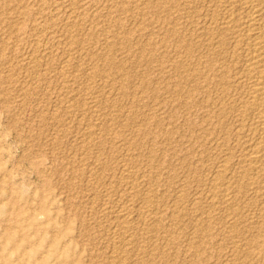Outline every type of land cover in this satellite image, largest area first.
Instances as JSON below:
<instances>
[{
	"label": "rangeland",
	"instance_id": "374dc122",
	"mask_svg": "<svg viewBox=\"0 0 264 264\" xmlns=\"http://www.w3.org/2000/svg\"><path fill=\"white\" fill-rule=\"evenodd\" d=\"M253 1L0 0V264H264Z\"/></svg>",
	"mask_w": 264,
	"mask_h": 264
},
{
	"label": "bare ground",
	"instance_id": "6f19581e",
	"mask_svg": "<svg viewBox=\"0 0 264 264\" xmlns=\"http://www.w3.org/2000/svg\"><path fill=\"white\" fill-rule=\"evenodd\" d=\"M250 1V3L253 1V0H249ZM256 1V0H255ZM110 2V1H109ZM162 2V1H161ZM170 2V1H169ZM125 3V2H124ZM152 3V2H151ZM157 3V2H156ZM236 3V2H235ZM253 3H254V1H253ZM170 4V3H169ZM174 4V3H173ZM261 4V3H260ZM228 5V4H227ZM237 5V4H236ZM248 5V4H247ZM257 5V4H256ZM262 5V4H261ZM160 6V5H159ZM165 6H166V4H165ZM253 6V5H252ZM251 6V7H252ZM125 7V6H124ZM178 7V6H177ZM24 8V7H23ZM148 8V7H147ZM152 8V7H151ZM162 8V7H161ZM216 8V7H215ZM132 9V8H131ZM229 9V8H228ZM123 10V9H122ZM151 10V9H150ZM155 10V9H154ZM161 10V9H160ZM172 10V9H171ZM184 10V9H183ZM222 10V9H221ZM254 10V9H253ZM144 11V10H143ZM173 11V10H172ZM189 11V10H188ZM217 11V10H216ZM225 11V10H224ZM167 12V11H166ZM179 12V11H178ZM231 13V12H230ZM164 14V13H163ZM190 15V14H189ZM163 16V15H162ZM172 16V15H171ZM157 17V16H156ZM161 17V16H160ZM227 17V16H226ZM225 17V18H226ZM255 17V16H254ZM234 16L232 17V18H226L225 20H224V22H223V25H222V29H225L226 31L227 30H229V31H231L232 29H233V26L235 27V25H234V23H235V21H234ZM256 18V17H255ZM187 19V18H186ZM224 19V18H223ZM54 20V19H53ZM178 20V19H177ZM180 20V19H179ZM254 20V19H253ZM85 21V20H84ZM256 21V20H255ZM216 22V21H215ZM257 22V21H256ZM255 22V23H256ZM83 24V23H82ZM163 24V23H162ZM244 24V23H243ZM75 25V24H74ZM77 25V24H76ZM220 25H221V22H220ZM251 25V24H250ZM253 25V24H252ZM80 26V25H79ZM21 27V26H20ZM76 27V26H75ZM220 27V26H219ZM217 28V27H216ZM236 28V27H235ZM76 29V28H75ZM239 29V28H238ZM78 31V30H77ZM240 31V30H239ZM250 32V31H249ZM256 32V31H255ZM225 33V32H224ZM228 33V32H227ZM232 33V32H231ZM253 34V33H252ZM79 35V34H78ZM77 35V36H78ZM225 35H226V33H225ZM254 35V34H253ZM223 36V35H222ZM248 36V35H247ZM84 37V36H83ZM82 37V38H83ZM87 37V36H86ZM211 37V36H210ZM258 37V36H257ZM76 39V38H75ZM78 39V38H77ZM246 39V38H245ZM259 39V38H258ZM226 40V39H225ZM239 40V39H238ZM249 40H253V39H249ZM255 40H257V38L256 39H254L253 40V42L255 41ZM75 41V40H74ZM88 41V40H87ZM212 41V40H211ZM222 41V40H221ZM233 41V40H232ZM245 41H247V40H245ZM89 42V41H88ZM91 42V41H90ZM89 42V43H90ZM129 42V41H128ZM251 42V41H250ZM258 42V41H257ZM256 41H255V44H254V46L255 47H257V50L259 49V53H260V51H262V52H264V47H261L260 45H259V43H257ZM262 42V41H261ZM47 43V42H46ZM87 43V42H86ZM119 43V42H118ZM95 44V43H94ZM78 45V44H77ZM131 45V44H130ZM264 45V44H263ZM72 46V45H71ZM151 46V45H150ZM191 46V45H190ZM235 46V45H234ZM109 47H111V45L109 46ZM145 47V46H144ZM222 47H223V44H222ZM113 48V47H112ZM189 48V47H188ZM82 49V48H81ZM243 49V48H242ZM85 50V49H84ZM139 50V49H138ZM252 50V49H251ZM110 51V50H109ZM111 51H112V49H111ZM143 51H145V50H143ZM154 51V50H153ZM253 51V50H252ZM240 52V51H239ZM90 53V52H89ZM94 53V52H93ZM153 53V52H152ZM249 53V52H248ZM248 53H247V56H249L248 55ZM53 54V53H52ZM112 54V53H111ZM186 54V53H185ZM242 54V53H241ZM249 54H251V52L249 53ZM258 54V53H257ZM264 54V53H263ZM189 55V54H188ZM233 55V54H232ZM252 55H253V53H252ZM259 55H261V53L260 54H258V55H253V57H252V62H254V64H256L257 62H258V60H259ZM69 56V55H68ZM225 56V55H224ZM38 57V56H37ZM43 57V56H42ZM54 57V56H53ZM108 57V56H107ZM239 57V56H238ZM92 58V57H91ZM157 58V57H156ZM262 58H263V56H262ZM59 59V58H58ZM77 59V58H76ZM80 59V58H79ZM96 59V58H95ZM250 59V58H249ZM104 60V59H103ZM215 60V59H214ZM247 60V59H246ZM75 61V60H74ZM228 61V60H227ZM88 62V61H87ZM219 62V61H218ZM249 62V61H248ZM250 62H251V59H250ZM251 62V63H252ZM256 62V63H255ZM262 62V61H261ZM73 63V62H72ZM251 63H249L250 65H248V66H251L252 64ZM242 64V63H241ZM247 64V63H246ZM47 65V64H46ZM258 65V63L256 64V66ZM262 65V64H261ZM264 65V64H263ZM48 66V65H47ZM85 66V65H84ZM107 66V65H106ZM203 66V65H202ZM209 66V65H208ZM211 66H213V65H211ZM247 66V67H248ZM252 67V66H251ZM251 67H249V68H251ZM191 68V67H190ZM123 69V68H122ZM207 69V68H206ZM205 69V70H206ZM252 69V68H251ZM258 69V68H257ZM86 70V69H85ZM92 70V69H91ZM182 70H183V68H182ZM264 70V69H263ZM102 71V70H101ZM119 71H120V69H119ZM250 71V70H249ZM252 71H255V69L253 68V70ZM85 72V71H84ZM107 72V71H106ZM183 72V71H182ZM246 72V71H245ZM97 73V72H96ZM249 73V72H248ZM250 73H252V72H250ZM62 74H64V73H62ZM79 74V73H78ZM99 74V73H98ZM108 74V73H107ZM156 74V73H155ZM190 74V73H189ZM254 73H252L251 74V77H250V79H247L248 80V82H249V80H250V82H249V88L246 90L247 91V93H246V101H245V105H244V113L245 114H248V113H250V114H252V116H253V118L256 120V122H257V125H256V123L255 124H251L250 126L248 125V126H245V125H243V127H246L245 128V130H247L249 133L251 132H255V134H256V132H258L259 133V135H260V138L258 139V142H257V144H255V146L253 147V150L251 151V153L247 156V162H249V164L254 168V167H256V165H258L262 160H264V159H262V157L264 156V71H260L259 73H255V75H253ZM41 75V74H40ZM95 75V74H94ZM247 75V74H246ZM62 76V75H61ZM78 76V75H77ZM90 76V75H89ZM97 76V75H96ZM122 76V75H121ZM182 76V75H181ZM205 76V75H204ZM249 77V76H248ZM195 78V77H194ZM64 79V78H63ZM203 79V78H202ZM41 80V79H40ZM115 80V79H114ZM117 80V79H116ZM199 80V79H198ZM209 80V79H208ZM122 81V80H121ZM126 81V80H125ZM204 81V80H203ZM37 82V81H36ZM75 82V81H74ZM197 82V81H196ZM224 82V81H223ZM247 82V83H248ZM126 83V82H125ZM222 83V82H221ZM93 84V83H92ZM230 84V83H229ZM207 85V84H206ZM246 85V84H245ZM69 86V85H68ZM119 86V85H118ZM225 86V85H224ZM74 87V86H73ZM72 88V87H71ZM228 88V87H227ZM65 90V89H64ZM90 90V89H89ZM134 92V91H133ZM62 93V92H61ZM124 94V93H123ZM122 94V95H123ZM126 94H128V93H126ZM81 95V94H80ZM112 95V94H111ZM87 96H88V94H87ZM128 96V95H127ZM217 96V95H216ZM230 96V95H229ZM123 97V96H122ZM121 97V98H122ZM227 99V98H226ZM229 99V98H228ZM224 100V99H223ZM90 101V100H89ZM229 102V101H228ZM77 103V102H76ZM90 103V102H89ZM224 103V102H223ZM227 103V102H226ZM84 104V103H83ZM243 104V103H242ZM90 105V104H89ZM100 105V104H99ZM87 106V105H86ZM102 106V105H101ZM92 107V106H91ZM96 107V106H95ZM113 107V106H112ZM71 108V107H70ZM87 108H90V107H87ZM114 108V107H113ZM77 109V108H76ZM121 109V108H120ZM227 109V108H226ZM75 110V109H74ZM108 110V109H107ZM225 111V110H224ZM54 113V112H53ZM59 113V112H58ZM111 113V112H110ZM76 114V113H75ZM241 114H243V113H241ZM244 114V115H245ZM112 115V114H111ZM147 115V114H146ZM145 115V116H146ZM238 115H240V114H238ZM55 116H57V115H55ZM66 116V115H65ZM79 116V115H78ZM104 116V115H103ZM106 116V115H105ZM113 116V115H112ZM101 117V116H100ZM66 118V117H65ZM70 118V117H69ZM222 118V117H221ZM239 118V117H238ZM247 118V117H246ZM61 119H62V117H61ZM146 119V118H145ZM58 120V119H57ZM97 120V119H96ZM244 120V119H243ZM59 121V120H58ZM102 121H104V120H102ZM113 121V120H112ZM249 121V120H248ZM55 122V121H54ZM84 122V121H83ZM222 122V121H221ZM243 122V121H242ZM247 122V121H246ZM63 123V122H62ZM98 123H99V121H98ZM117 123V122H116ZM143 123V122H142ZM141 123V124H142ZM89 124V123H88ZM93 124V123H92ZM248 124V123H247ZM112 125V124H111ZM111 125H110V127H111ZM237 125V124H236ZM108 126V125H107ZM98 128V127H97ZM104 128V127H103ZM122 128V127H121ZM110 130V129H109ZM244 129L242 128V131H243ZM87 132V131H86ZM101 132V131H100ZM117 132V131H116ZM211 132V131H210ZM93 133V132H92ZM107 133H108V131H107ZM131 133V132H130ZM245 133V132H244ZM112 134V133H111ZM114 134V133H113ZM91 135V137L93 136V135H96V134H90ZM99 136V135H98ZM104 136V135H103ZM108 136V135H107ZM117 136V135H116ZM125 136V135H124ZM89 137V136H88ZM94 137H96V136H94ZM242 137V136H241ZM125 138V137H124ZM86 139V138H85ZM114 140V139H113ZM84 141V140H83ZM86 141V140H85ZM99 142V141H98ZM98 142H97V144H98ZM138 143V142H137ZM256 143V142H255ZM94 144V143H93ZM249 144H251V143H249ZM253 144V143H252ZM87 145V144H86ZM99 145V144H98ZM126 145H128L127 143H126ZM136 145V144H135ZM117 146V145H116ZM223 146V145H222ZM121 147V146H120ZM135 147V146H134ZM252 147V146H251ZM250 147V148H251ZM116 148V147H115ZM128 148V147H127ZM138 148V147H137ZM125 149V148H124ZM132 151V150H131ZM247 153V152H246ZM131 154H132V152H131ZM128 157V156H127ZM90 159V158H89ZM88 159V160H89ZM242 159V158H241ZM84 161V160H83ZM86 161V160H85ZM99 161V160H98ZM143 161V160H142ZM94 162V161H93ZM243 162V161H242ZM126 163V162H125ZM132 163V162H131ZM85 164V163H84ZM104 164V163H103ZM94 165V164H93ZM260 165V164H259ZM227 166V165H226ZM247 166V165H246ZM250 166V167H251ZM261 166V165H260ZM122 167V166H121ZM120 167V168H121ZM125 167H126V165H125ZM219 167V166H218ZM223 167H224V165H223ZM129 168V167H128ZM132 168V167H131ZM222 168V167H221ZM260 168V167H259ZM258 168V169H259ZM102 169V168H101ZM127 169V168H126ZM128 170V169H127ZM154 170V169H153ZM222 170H223V168H222ZM221 170V171H222ZM93 171V170H92ZM131 171V170H130ZM136 171V170H135ZM224 171V170H223ZM245 171V170H244ZM126 173V172H125ZM128 173V172H127ZM255 174V173H254ZM222 175V174H221ZM234 175V174H233ZM92 176H94V175H92ZM110 176V175H109ZM127 176V175H126ZM241 176H243V175H241ZM217 177H218V175H217ZM104 178V177H103ZM118 178V177H117ZM216 178V177H215ZM102 179V178H101ZM119 179H120V177H119ZM226 179V178H225ZM232 179H233V177H232ZM129 180V179H128ZM219 180V179H218ZM117 181H118V179H117ZM134 181H136V180H134ZM246 181V180H245ZM121 182V181H120ZM132 182V181H131ZM141 182V181H140ZM238 182V181H237ZM136 183V182H135ZM138 183V182H137ZM224 183V182H223ZM115 184V183H114ZM117 184V183H116ZM121 184V183H120ZM131 184V183H130ZM147 184V183H146ZM221 184V183H220ZM239 184V183H238ZM104 185V184H103ZM142 185V184H141ZM252 185V184H251ZM138 185H134V188H136ZM236 186V185H235ZM117 187H119V186H117ZM149 187V186H148ZM233 187L234 186H232V184L229 182V183H226V184H224L223 185V188L221 189L222 190V193H224V195L225 196H227L228 197V195H230L229 193H232L233 194V191L232 190H234L235 191V189H233ZM104 188V187H103ZM252 189V188H251ZM133 190V189H132ZM152 190V189H151ZM214 191H215V188L213 189ZM255 190V189H254ZM155 191V190H154ZM238 190H236V192H237ZM245 191V190H244ZM260 191V190H259ZM217 192H218V190H217ZM220 192V191H219ZM239 192V191H238ZM248 192V191H247ZM141 193V192H140ZM184 193V192H183ZM235 193V192H234ZM262 193V192H261ZM152 194V193H151ZM118 195V194H117ZM132 195V194H131ZM147 195V194H146ZM223 195V194H222ZM234 195V194H233ZM149 196V195H148ZM216 196V195H215ZM220 196H221V194H220ZM242 196V195H241ZM126 197V196H125ZM131 197V196H130ZM154 197V196H153ZM159 197V196H158ZM145 198H146V196H145ZM216 198V197H215ZM214 198V199H215ZM223 198V197H222ZM150 199V198H149ZM236 199V198H235ZM131 200V199H130ZM147 200V199H146ZM157 200H158V198H157ZM221 200V199H220ZM232 200V199H231ZM153 201V200H152ZM185 201V200H184ZM213 201V200H212ZM228 201V200H227ZM130 202H132V201H130ZM198 202V201H197ZM225 202V201H224ZM236 202H238V201H236ZM228 203V202H227ZM231 203V202H230ZM118 204V203H117ZM149 204V203H148ZM131 205V204H130ZM212 205H214V203L212 204ZM226 205V204H225ZM127 206V205H126ZM224 206V205H223ZM108 207V206H107ZM183 207H184V205H183ZM226 207V206H225ZM233 207H234V205H233ZM113 208V207H112ZM224 208V207H223ZM126 208H124V209H122L121 208V211L119 212V219H121L123 222V224L124 223H128V221H129V217H130V214H129V212L127 211V210H125ZM146 209V208H145ZM151 209V208H150ZM163 209V208H162ZM183 209V208H182ZM246 209V208H245ZM129 210V209H128ZM155 211V210H154ZM211 211V210H210ZM225 211V210H224ZM229 211V210H228ZM131 212V211H130ZM212 212V211H211ZM235 212V211H234ZM234 212H233V214H234ZM171 213V212H170ZM134 214V213H133ZM144 214V213H143ZM239 214V213H238ZM117 215V214H116ZM154 215V214H153ZM155 216V215H154ZM157 216V215H156ZM148 217V216H147ZM150 217V216H149ZM257 217V216H256ZM135 219V218H134ZM144 219V218H143ZM173 219V218H172ZM116 220V219H115ZM150 220H153V219H151L150 218ZM177 220V219H176ZM211 220V219H210ZM144 221V220H143ZM209 222V221H208ZM236 222V221H235ZM210 223H211V221H210ZM215 223V222H214ZM129 224V223H128ZM150 224V223H149ZM170 224V223H169ZM203 224V223H202ZM213 224V223H212ZM112 225V224H111ZM120 225V224H119ZM125 225V224H124ZM136 225V224H135ZM134 225V226H135ZM148 225V224H147ZM209 225V224H208ZM231 225V224H230ZM236 225V224H235ZM113 226V225H112ZM111 226V227H112ZM126 226V225H125ZM128 226V225H127ZM126 226V227H127ZM137 226V225H136ZM160 226V225H159ZM264 226V225H263ZM124 227V226H123ZM149 227V226H148ZM199 227V226H198ZM203 227V226H202ZM206 227V226H205ZM257 227V226H256ZM176 228V227H175ZM204 228V227H203ZM261 228V227H260ZM123 229V228H122ZM126 229V228H125ZM169 229V228H168ZM129 230V229H128ZM211 230V229H210ZM142 231V230H141ZM201 231V230H200ZM129 232V231H128ZM162 232V231H161ZM170 232V231H169ZM176 233V232H175ZM203 233V232H202ZM149 234V233H148ZM157 234V233H156ZM165 234V233H164ZM145 235V234H144ZM147 235V234H146ZM173 235V234H172ZM203 235H205V234H202V236ZM264 235V234H263ZM125 236V235H124ZM127 236V235H126ZM132 237V236H131ZM141 237V236H140ZM148 237V236H147ZM153 237V236H152ZM205 237V236H204ZM119 238V237H118ZM207 238V237H206ZM259 238V237H258ZM113 239V238H112ZM133 239V238H132ZM114 241V240H113ZM138 241V240H137ZM203 241V240H202ZM145 242V241H144ZM204 242V241H203ZM202 243V242H201ZM175 244V243H174ZM200 244V243H199ZM263 244V243H262ZM198 245V244H197ZM197 245H196V247H197ZM174 246V245H173ZM117 247V246H116ZM134 247V246H133ZM195 247V246H194ZM193 247V248H194ZM202 247V246H201ZM249 247V246H248ZM130 249V248H129ZM136 249V248H135ZM156 249V248H155ZM116 250V249H115ZM114 250V251H115ZM123 250V249H122ZM125 250V249H124ZM190 250V249H189ZM200 250V249H199ZM118 251V250H117ZM162 251V250H161ZM189 252V251H188ZM144 253V252H143ZM142 253V254H143ZM116 254V253H115ZM243 254V253H242ZM146 255V254H145ZM144 255V256H145ZM148 255V254H147ZM165 255V254H164ZM171 255V254H170ZM120 256V255H119ZM123 257L124 256H126V255H122ZM113 257V256H112ZM252 257V256H251ZM119 258V257H118ZM143 258V257H142ZM125 259V258H124ZM160 259V258H159ZM126 260V259H125ZM120 261H122V260H120ZM129 261V260H128ZM251 261V260H250ZM127 262V261H126ZM125 262V263H126ZM140 262V261H139ZM167 262V261H166ZM155 263V262H154ZM245 264V263H244Z\"/></svg>",
	"mask_w": 264,
	"mask_h": 264
}]
</instances>
